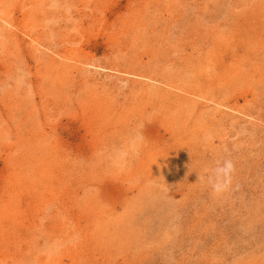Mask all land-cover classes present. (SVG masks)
<instances>
[{
    "label": "rangeland",
    "instance_id": "obj_1",
    "mask_svg": "<svg viewBox=\"0 0 264 264\" xmlns=\"http://www.w3.org/2000/svg\"><path fill=\"white\" fill-rule=\"evenodd\" d=\"M15 1L0 7L12 24L0 21L1 29L16 36L11 45L0 37V264H264L262 0ZM251 31L260 42L242 43ZM238 44L251 64L239 69L247 82L232 88L216 82L232 98L229 109L219 110L228 116L222 127L206 120L208 132L198 127L192 135L169 109L155 110L130 93L133 84L151 85L140 76L145 72L154 81V68L162 76L177 64L189 71L190 61L214 51L227 56L226 47ZM48 59L56 66H46ZM233 60L227 58L228 68ZM64 64L74 67L66 91L58 76ZM134 66L144 68L136 74ZM227 70H220L226 79ZM99 103L103 114L112 112L96 117L91 110ZM21 118L26 128L16 132ZM176 140L186 142L183 151L175 150L182 145ZM132 142L159 147L158 165L138 170L143 153ZM46 143L62 149L46 156L29 151ZM225 159L234 172L217 192L213 184L224 178L215 170Z\"/></svg>",
    "mask_w": 264,
    "mask_h": 264
},
{
    "label": "bare ground",
    "instance_id": "obj_2",
    "mask_svg": "<svg viewBox=\"0 0 264 264\" xmlns=\"http://www.w3.org/2000/svg\"><path fill=\"white\" fill-rule=\"evenodd\" d=\"M4 0H0V7H1V5H3V2ZM13 1H15V0H13ZM23 1H25V0H23ZM33 1V0H32ZM35 1V0H34ZM16 2V1H15ZM45 2V1H44ZM14 4V3H13ZM16 4V3H15ZM32 4V3H31ZM262 4L263 5H261L260 6V8H261V10H263L264 9V0H262ZM15 6V5H14ZM31 6V5H30ZM41 6V5H40ZM23 7V6H22ZM21 8V7H20ZM75 8V7H74ZM52 9V8H51ZM22 10V9H21ZM34 10V9H33ZM53 10V9H52ZM260 10V9H259ZM135 11V10H134ZM1 12V11H0ZM44 12V11H43ZM43 12H41V13H43ZM49 12V11H48ZM2 13V12H1ZM5 13V12H4ZM40 13V12H39ZM46 13V12H45ZM52 14V13H51ZM8 15V14H7ZM27 15V14H26ZM32 15V14H31ZM34 15H36V14H34ZM53 15V14H52ZM85 15H87V14H85ZM29 16V15H28ZM51 16V15H50ZM168 16V15H167ZM166 16V17H167ZM86 17V16H85ZM264 17V16H263ZM52 18V17H51ZM55 18V17H54ZM39 20V19H38ZM74 20V19H73ZM0 21H2V22H4V23H6L7 22V24H9L11 21H9L8 19H6L5 17H3V16H0ZM25 21V20H24ZM36 21V20H35ZM54 21V20H53ZM32 22V21H31ZM26 23V22H25ZM29 23V22H28ZM33 23V22H32ZM52 23V22H51ZM50 23V24H51ZM69 24V23H68ZM82 24V23H81ZM229 24V23H228ZM21 25V24H20ZM35 25V24H34ZM67 25V24H66ZM10 26H12V24L10 23ZM15 26V25H14ZM133 26V25H132ZM3 27V25H1V23H0V37L2 38V37H4L5 36V39H4V43H8L9 45H11V43L10 42H12V44H13V41L12 40H14L15 39V34L14 33H8V34H10V35H8V34H4V30L3 29H1ZM8 27V26H7ZM26 27V26H25ZM82 27V26H81ZM9 28V27H8ZM17 28H19V27H17ZM37 28V27H36ZM77 28V27H76ZM85 28V27H84ZM134 28V27H133ZM15 29V28H14ZM28 30H29V28H27ZM9 30V29H8ZM16 30V29H15ZM46 30V29H45ZM82 30V29H81ZM203 30V29H202ZM262 30L264 31V29L262 28ZM39 32V31H38ZM48 33V32H47ZM84 33H86V32H84ZM83 33V34H84ZM251 33H252V36L251 37H248V34H250L249 32H248V34L245 36L246 37V41H243V39H241L240 38V42H241V40L243 41L242 43H245V44H247L248 45V43L249 42H252V43H258V38H255V36H256V34L254 35V33H253V31H251ZM41 34V33H40ZM52 34V33H51ZM25 35H27V36H29V33L28 32H26V34ZM260 35V34H259ZM258 35V36H259ZM15 36V37H14ZM66 36V35H65ZM242 36V35H241ZM69 37V36H68ZM73 38V37H72ZM162 38V37H161ZM3 39V38H2ZM29 39V38H28ZM74 39V38H73ZM42 40H44V39H42ZM71 40V39H70ZM78 40V39H77ZM244 40H245V38H244ZM261 40H262V38H261ZM83 41V40H82ZM228 41H230V39H228ZM33 42H35V41H33ZM260 42V41H259ZM221 43H223L222 41H221ZM251 43V44H252ZM18 44V43H17ZM36 44V43H35ZM65 44H67V43H65ZM38 45H40L39 43H38ZM60 45V44H59ZM72 44H70V46H71ZM82 45V44H81ZM75 46V45H74ZM80 46V45H79ZM83 46V45H82ZM153 46V45H152ZM217 46L218 47H221V45H219V44H217ZM238 47H232V45H230L229 47H226L227 49H225V54H228L227 56H222V57H220V58H217L218 57V53L216 54V52L214 51V53H212L213 55H215V56H210L209 55V57L208 56H206L205 58H202L201 60L199 59V57L197 58V60L198 61H190V63H191V67H192V69H188L189 71H185L186 69V67L184 68V66L183 65H176V66H174V68H176V71L175 72H169V73H167V75L166 74H164L163 76L162 75H158L159 73H157L156 74V72L158 71V68H154L153 69V71L155 72H153L155 75H157L156 77H157V79H154V81L152 80V78L151 77H149V74L148 73H143V74H141L140 76H141V78L142 79H146V80H150L152 83H151V85H149V84H147L146 82V85H144V86H142L143 84L142 83H138V84H133V85H135V89L132 91L131 90V94L133 95L134 94V96L133 97H135V96H138V97H141L139 100H145V101H143V103L145 102L146 103V105L147 104H150L151 106H154V109L156 110V109H158V110H161L162 108L163 109H169L170 111H171V113L175 116V118H174V120L175 121H177V123H179L180 124V126H183V127H181L180 129H182V128H184L183 129V131H188V128H186V126L188 127H190V129L191 130H193L192 131V135H194V132H199L198 130L197 131H194V130H196L198 127H201V129L202 130H206V132H208L207 130H209L208 129V127H207V125H205V123H206V120L207 121H209V122H213V123H217V124H219L218 126H220V127H222L225 123H227V121H228V116L226 115H224V113H222L221 111H219L220 110V108H226V109H229L230 107H231V102H232V98H231V96H230V94L228 93V92H222L220 89V87H218L219 85L217 84V83H219V84H221V82L223 81V80H225L226 82L228 81L230 84H228L229 85V88H232V87H234V86H236L235 84H243L244 82H247L246 80H245V75L244 74H241V72L239 71V69L243 66V65H248V64H251V63H249L248 61H251V59H249L248 57H245L244 59L242 58V57H240L239 56V53H238V50L240 49V44H238L237 45ZM252 46V45H251ZM5 47H6V45H5ZM5 47H4V49H5ZM15 47V46H14ZM261 47V46H260ZM6 48H8V47H6ZM73 48V47H72ZM11 49V48H10ZM69 49H70V47H69ZM264 48H262V50H263ZM46 50V49H45ZM217 50V49H216ZM1 51V50H0ZM7 51H8V49H7ZM19 51V50H18ZM18 51H15V52H18ZM37 51H38V49H37ZM120 51V50H119ZM6 52V51H5ZM9 52V51H8ZM25 52V51H24ZM60 52V51H59ZM19 53V52H18ZM129 53V52H128ZM10 54V53H9ZM26 54V53H25ZM58 53H56V55H57ZM121 54H122V52H121ZM124 54V53H123ZM150 54H151V52H150ZM160 54V53H159ZM6 55H7V53H6ZM5 55V56H6ZM20 55V54H19ZM232 56V58L234 59L233 60V63H234V65H233V68L230 66L229 68H228V66H227V58H229V56ZM247 55V54H246ZM12 56V55H11ZM58 56V55H57ZM60 56V55H59ZM73 56H74V54H73ZM199 56V55H198ZM20 57H21V55H20ZM49 57V56H48ZM71 57V56H70ZM69 57V58H70ZM7 58V57H6ZM11 58V57H10ZM17 58V57H16ZM15 58V59H16ZM22 58V57H21ZM69 58L67 59V60H69ZM73 58V57H72ZM123 58V57H122ZM238 58H240L239 60H238ZM74 59H75V57H74ZM101 59V58H100ZM180 59V58H179ZM64 60H66V59H64ZM78 60V59H77ZM122 60V59H121ZM190 60V59H189ZM11 61V60H10ZM20 61V60H19ZM126 61V60H125ZM166 61V60H165ZM187 61V60H186ZM15 62H16V60H15ZM42 62V61H41ZM67 62V61H66ZM244 62H247V64L246 63H244ZM137 63V62H136ZM163 62H156V63H154L153 65L156 67V66H159L160 64H162ZM167 63V62H166ZM184 63V62H183ZM186 63V62H185ZM44 64H46V66H47V64H49L48 66L50 67V65L51 66H53V64H54V66H56V64H57V61H55V59H53V60H45L44 61ZM59 64V63H58ZM127 64H129V63H127ZM20 65V64H19ZM60 65V64H59ZM58 65V66H59ZM93 65V64H92ZM175 65V64H174ZM53 66V67H54ZM89 66V65H88ZM120 66V65H119ZM124 66V65H123ZM161 66V65H160ZM257 66H263L262 67V69H264V64L262 65V64H258ZM257 66H255V67H257ZM11 67V66H10ZM14 67V66H13ZM12 67V68H13ZM21 67V66H20ZM96 67V66H95ZM94 67V68H95ZM102 67V66H101ZM121 67V66H120ZM125 67V66H124ZM123 67V68H124ZM135 68H132V67H129L130 68V70H136L135 72H136V74H140V70H141V68H146V69H151L152 70V68H153V66H151V65H149V67H146V66H144V67H142V66H134ZM167 67H169V66H167V65H165V68H160L161 70H162V72L164 71H168L167 70ZM189 67V66H188ZM51 68V67H50ZM49 68V69H50ZM57 68V67H56ZM71 68H74L73 66L71 67V66H69V65H67V64H64V65H62L60 68H58V70H60V74H58V76L60 77V79H62L61 81H62V83H63V87H64V91H66V90H68L67 88H70V83H71V81H70V78H69V76H70V70H71ZM138 68H139V71H138ZM223 68H227L228 70H230V71H228L227 70V73H225L226 74V76H227V79L225 78V77H223V76H221V75H223V71H220V70H223ZM19 69V68H18ZM45 69V68H44ZM96 69V68H95ZM105 69V68H104ZM208 69L209 70H212L213 72L216 70V71H218V75H220V76H218L217 75V77L216 78H213V79H210L211 78V76L210 75H207V73H208ZM48 70V69H47ZM107 70V69H106ZM115 70V69H114ZM127 70V69H126ZM235 70V71H234ZM51 72L53 71V70H50ZM98 71V70H97ZM102 71V70H101ZM105 71V70H104ZM261 71V70H260ZM259 71V72H260ZM16 72V71H15ZM53 72H55V71H53ZM126 72V71H125ZM138 72V73H137ZM141 72H143V71H141ZM18 73V72H17ZM44 73V71H42V74ZM56 73H57V71H56ZM93 73V72H92ZM132 72H130L129 70H128V74H129V76H130V74H131ZM216 73V72H215ZM112 74V73H111ZM123 74V73H122ZM148 74V75H147ZM152 74V73H151ZM151 74H150V76H151ZM209 74V73H208ZM213 74V73H212ZM12 75V74H11ZM14 75V74H13ZM51 75V74H50ZM133 75H135V74H133ZM132 75V76H133ZM169 75V76H168ZM262 75H264V74H262ZM22 76V75H21ZM26 76V75H25ZM42 76V75H41ZM40 76V77H41ZM46 76V75H45ZM47 76H49L48 74H47ZM53 76V75H52ZM56 76H57V74H56ZM139 76V75H138ZM145 76H147V77H145ZM210 76V78H208ZM39 77V76H38ZM71 77V76H70ZM219 77H223L224 79H221V78H219ZM21 78V77H20ZM139 78V77H138ZM160 78V79H159ZM219 78V79H218ZM254 78V77H253ZM48 81L49 80H51L49 77L48 78H46ZM55 80V79H54ZM58 80H59V78H58ZM58 80H55V83L57 82V84H58ZM1 81V80H0ZM41 81V80H40ZM44 81H46V80H44ZM61 81H59L60 83H61ZM81 82V81H80ZM217 82V83H216ZM259 82V81H258ZM257 82V83H258ZM40 83H42V81L40 82ZM46 83V82H45ZM256 83V84H257ZM21 84V83H20ZM48 84V83H47ZM126 84V83H125ZM155 84V85H154ZM247 84V83H246ZM61 85V84H60ZM94 85V84H93ZM162 85V86H161ZM26 86H27V84H26ZM25 86V87H26ZM28 86H29V84H28ZM55 86V85H54ZM96 86V85H95ZM126 86V85H125ZM166 88H165V87ZM44 87H45V85H44ZM85 87V86H84ZM97 87V86H96ZM102 87V88H101ZM101 87H99V88H101V89H103V86H101ZM134 87V86H133ZM242 87V86H241ZM257 87V86H256ZM40 88V87H39ZM47 88V87H46ZM98 88V87H97ZM259 88V87H258ZM57 89V88H56ZM123 89V88H122ZM131 89H133V88H131ZM59 90V89H58ZM172 90H176V91H179L180 92V94H178V93H175V92H173ZM30 91V90H29ZM28 91V92H29ZM80 91V90H79ZM100 91H102V90H100ZM62 92V91H61ZM79 93V92H78ZM88 93V92H87ZM100 93V92H99ZM102 93V92H101ZM47 94V93H46ZM71 94V93H70ZM76 94V93H75ZM237 94V93H236ZM13 95V94H12ZM54 95H56V94H54ZM54 95H52V96H54ZM61 95H63V93L61 94ZM97 95V94H96ZM109 95V94H108ZM45 96V95H44ZM66 96V95H65ZM106 96V95H105ZM12 97V96H11ZM137 97V98H138ZM197 98V99H195V98ZM89 98V97H88ZM103 98H105V97H103ZM103 98H100L102 101V103L104 102V100H103ZM64 99V98H63ZM198 99H200V100H204V101H206L208 104L210 103V104H213V105H216V106H218V108H215V109H213V107H212V109H209V105H206V103L204 104V103H202L201 101H199ZM13 100V99H12ZM45 100V99H44ZM57 100V99H56ZM64 101V100H63ZM133 101V100H132ZM0 102H1V100H0ZM31 102V101H30ZM78 102V101H77ZM99 102V101H98ZM2 103V102H1ZM24 103H25V101H24ZM79 103V102H78ZM102 103H99L98 104V106H95V108H92V113L96 116V114L95 113H99L98 114V116H96V117H100V114L103 112L102 111V107L103 106H100V105H102ZM114 103V102H113ZM137 103V102H136ZM144 103V104H145ZM9 104V103H8ZM88 104V103H87ZM125 104V103H124ZM128 104V103H127ZM34 105V104H33ZM138 105V104H137ZM14 106V105H13ZM21 106V105H20ZM27 106V105H26ZM51 106V105H50ZM5 107V106H4ZM11 107V106H10ZM41 107V106H40ZM39 107V108H40ZM57 107V106H56ZM81 107V106H80ZM107 108H109V106L107 105L106 106ZM128 107V106H127ZM7 107H5V109H6ZM35 108V107H34ZM45 108V107H44ZM89 108V107H88ZM113 108H114V105H113ZM11 109H13V108H11ZM49 109V108H48ZM128 108H126V110H127ZM135 109L136 110H138V111H143V108L142 107H140V106H136L135 107ZM7 110H9V109H7ZM24 110V109H23ZM34 110V109H33ZM45 110V109H44ZM111 110V109H110ZM107 111V113L106 114H103V115H108L109 113L108 112H112V111ZM114 110V109H113ZM117 110V109H116ZM154 110V111H155ZM39 111V110H38ZM133 111V113H136V114H138L137 113V111H135V110H132ZM132 111H131V113H132ZM57 112V111H56ZM122 112V111H121ZM225 112V111H224ZM234 112V111H233ZM235 112H237V113H241L238 109H235ZM7 113V112H6ZM10 113V112H9ZM38 113V112H37ZM83 113V112H82ZM29 114H30V116H29ZM114 114V113H113ZM161 114V113H160ZM8 115V114H7ZM44 115V114H43ZM48 115H50V114H48ZM118 115V114H117ZM170 115V114H169ZM246 115V114H245ZM31 116H34V114H32V113H28V117L31 119ZM120 116H122V115H120ZM124 116V115H123ZM140 116H142V115H140ZM13 117V116H12ZM25 117H27V116H25ZM27 117V118H28ZM47 118H48V116H46ZM129 117H131V115L129 116H126L125 118H126V120L129 118ZM133 117V116H132ZM139 117V116H138ZM229 117H231L232 118V115L231 116H229ZM14 118V117H13ZM40 118V117H39ZM42 118V117H41ZM107 118V117H106ZM117 118V117H116ZM121 118V117H120ZM16 119V118H15ZM49 119V118H48ZM53 119V118H52ZM219 119H220V121H219ZM38 120V119H37ZM41 120V119H40ZM98 120V119H97ZM29 121V120H28ZM45 121V120H44ZM18 122H19V129L17 128V130H14V131H16V132H19V130H22L24 127L26 128V123H24V121L22 120V118H21V120L20 119H18ZM46 122V121H45ZM45 122H43V123H45ZM101 122V121H100ZM41 123V122H40ZM104 123V122H103ZM122 123V122H121ZM124 123V122H123ZM122 123V124H123ZM127 123V122H126ZM14 124V123H13ZM46 124H48V123H46ZM56 124V123H55ZM100 124V123H99ZM137 124V123H136ZM167 124V123H166ZM210 124V123H209ZM222 124V125H221ZM191 125V126H190ZM37 126V125H36ZM133 126V125H132ZM136 126V125H135ZM165 126V125H164ZM14 127V126H13ZM18 127V126H17ZM38 127V126H37ZM46 127V126H45ZM90 126H88L87 128H88V133L90 134V133H92V132H94V128L93 127H90ZM103 127V126H102ZM105 128V127H104ZM107 128V127H106ZM169 128V127H168ZM194 128V129H193ZM44 128H42V130H43ZM136 129H138V127H136ZM222 130V129H221ZM40 131V130H39ZM25 132V131H24ZM28 132H29V130H28ZM32 132V131H31ZM189 132V131H188ZM191 132V131H190ZM44 133V132H43ZM15 134V133H14ZM31 134V133H30ZM45 134V133H44ZM98 134V133H97ZM96 134V135H97ZM136 134H138V133H136ZM9 135V134H8ZM26 135V134H25ZM46 135V134H45ZM53 135H54V133H53ZM99 135V134H98ZM135 135V134H134ZM140 135V134H139ZM138 135V136H139ZM18 136V135H17ZM20 136V135H19ZM23 136V135H22ZM35 136V135H34ZM47 136V135H46ZM141 136V135H140ZM207 136V135H206ZM6 137V136H5ZM15 137V136H14ZM21 137V136H20ZM29 137V136H28ZM135 136H133V138H134ZM52 138V137H51ZM132 138V139H133ZM209 138V137H208ZM32 139V138H31ZM176 139V138H175ZM17 140V139H16ZM22 141H20L24 146L26 145V143H25V140H23V139H21ZM48 140V139H47ZM51 140V139H50ZM49 140V141H50ZM94 140V139H93ZM36 141V140H35ZM184 141V140H183ZM180 142V141H178V140H176V142L177 143H181L182 145H180V146H177L176 147V149L175 150H177V151H183V148H184V146H185V144H186V142L184 141V142ZM7 142H9V141H7ZM15 142V141H14ZM18 142V141H17ZM20 143V144H21ZM36 143V142H35ZM38 143V142H37ZM43 143V141L42 142H40V144L39 145H43L42 144ZM133 143V142H132ZM188 143V142H187ZM16 144V143H15ZM15 144H14V146H15ZM19 144V143H18ZM134 144V147H135V149H138L139 151H140V149H141V153H143V158H141V160L140 161H138L137 162V168H138V170L139 169H143L144 167H146V168H148V167H151V166H153V165H158V159H156L155 157L156 156H158V155H160V152H156V151H158V150H160V148L159 147H151L150 148V150L148 149V148H143V147H140L139 148V146H138V143L136 142V143H133ZM193 144V143H192ZM192 144H191V146H192ZM17 145V144H16ZM35 145H37V144H35ZM46 145V146H45ZM44 146H33L32 145V147L29 149V151L30 152H38L39 154H44L45 156L46 155H49V154H53V155H58V154H56L55 153V150L56 149H59V150H61L62 148L59 146V144H58V147H56V145L57 144H54V143H46ZM177 145V144H176ZM189 145V144H188ZM10 147V146H9ZM20 147V146H19ZM63 147V146H62ZM132 147V146H131ZM203 147V146H202ZM12 148V147H11ZM143 148V149H142ZM153 148V149H152ZM26 149V148H25ZM157 149V150H156ZM174 149V148H173ZM208 149V148H207ZM11 150H13V149H11ZM18 150V149H17ZM149 150V151H148ZM152 150V151H151ZM166 150V149H165ZM24 151V150H23ZM29 151H28V153H29ZM154 152V153H153ZM64 154V153H63ZM27 155V154H26ZM31 155V154H30ZM247 155V154H246ZM60 156V155H59ZM169 156V155H168ZM168 156H164L163 158H166L167 157V159H168ZM54 157V156H53ZM46 158V159H45ZM43 160H45V162H46V165L45 166H47L48 165V171L50 170V171H52V169L50 168V165H52L50 162H48L49 161V158H48V156L47 157H45ZM55 158V157H54ZM53 159V158H52ZM67 159V158H66ZM22 160H23V157H22ZM25 160V159H24ZM41 160V159H40ZM7 161V160H6ZM42 161V160H41ZM28 162V161H27ZM72 163H73V161H72ZM11 164V163H10ZM24 164V163H23ZM56 164V163H55ZM167 163L165 162V165H166ZM171 164V163H170ZM42 165V164H41ZM58 165V164H57ZM7 166V165H6ZM26 166V165H25ZM199 167V166H198ZM50 168V169H49ZM56 168V167H55ZM7 169V168H6ZM30 170H32L31 168H30ZM137 171V170H136ZM141 171V170H140ZM9 172V171H8ZM53 172H55V171H53ZM54 174V173H53ZM41 175L42 176H44L43 175V173H41ZM99 175V174H98ZM136 175V174H135ZM49 176V175H48ZM10 177V176H9ZM38 177V176H37ZM45 177V176H44ZM43 177V178H44ZM50 177V176H49ZM51 177H52V175H51ZM46 178V177H45ZM53 178V177H52ZM40 179H41V177H40ZM52 180V179H51ZM46 181V180H45ZM53 181V180H52ZM18 182V181H17ZM135 182V181H134ZM48 183V182H47ZM50 183V182H49ZM136 183V182H135ZM48 185V184H47ZM58 187V186H57ZM7 189V188H6ZM153 189V188H152ZM163 191V190H162ZM18 192V191H17ZM156 192V191H155ZM191 192V191H190ZM17 196V195H16ZM5 197V196H4ZM15 199V198H14ZM9 200V199H8ZM12 201V200H11ZM4 202V201H3ZM132 203V202H131ZM22 204V203H21ZM24 205V204H23ZM1 206V205H0ZM82 206V205H81ZM10 207V206H9ZM125 209V208H124ZM136 209V208H135ZM1 210V209H0ZM4 210V209H3ZM2 210V211H3ZM5 210H6V208H5ZM6 213V212H5ZM4 214V213H3ZM8 215V214H7ZM138 216V215H137ZM16 217V216H15ZM4 218V217H3ZM62 218V217H61ZM130 219V218H129ZM8 220H10V219H8ZM16 221V220H15ZM67 221V220H66ZM3 221L2 220H0V225H1V227H3V225H5V224H3L2 223ZM14 222V221H13ZM12 222V223H13ZM11 223V224H12ZM42 223V222H41ZM77 224V223H76ZM94 232V231H93ZM10 239V238H9ZM10 241V240H9ZM92 241V240H91ZM5 242V241H4ZM27 242V241H26ZM64 242V241H63ZM20 243V242H19ZM77 244V243H76ZM108 246V245H107ZM85 248H86V246H85ZM97 248H99V247H97ZM83 249V248H82ZM95 249H96V247H95ZM71 250V249H70ZM88 250V249H87ZM95 251V250H94ZM89 252V251H88ZM88 256V255H87ZM87 258V257H86ZM93 259V258H92ZM90 260V259H89ZM58 262V261H57ZM62 264V263H61Z\"/></svg>",
    "mask_w": 264,
    "mask_h": 264
},
{
    "label": "clouds",
    "instance_id": "obj_3",
    "mask_svg": "<svg viewBox=\"0 0 264 264\" xmlns=\"http://www.w3.org/2000/svg\"><path fill=\"white\" fill-rule=\"evenodd\" d=\"M234 163L232 160L230 159H225L222 164H220L217 168H216V173L217 176L220 177L222 176L224 178L222 183H216L213 184V189L217 192H222L224 190H226V188L228 187V185L231 182V174L234 172Z\"/></svg>",
    "mask_w": 264,
    "mask_h": 264
}]
</instances>
